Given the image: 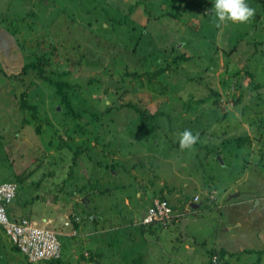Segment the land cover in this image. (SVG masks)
<instances>
[{
  "label": "rangeland",
  "instance_id": "obj_1",
  "mask_svg": "<svg viewBox=\"0 0 264 264\" xmlns=\"http://www.w3.org/2000/svg\"><path fill=\"white\" fill-rule=\"evenodd\" d=\"M7 2L0 28L13 36L4 46L11 49L5 55L13 61L0 59V180L17 185L9 217H27L43 225L49 215L62 214L72 229L78 222L77 227H82L76 235L69 240L59 237L63 260L65 255L76 260L74 255L87 252L93 230L87 225L97 218L92 202L99 199L98 213L106 216L99 225L109 227L107 240L100 243L106 254L104 244L114 239L139 240L141 228H127V223L137 224L131 208L125 207L128 221L114 214L117 209L122 213V195H130L131 206L139 207L135 187L147 183L150 188L141 208L149 205L156 191L180 213L167 227L153 224L162 231L156 238L171 253L162 258L164 264H264V235L257 242L246 238L254 227L264 229L260 0H247L256 11L240 22L218 21L212 0ZM166 12L173 16L160 17ZM174 46L185 49L176 51ZM150 48L155 53L151 58ZM179 55L191 58L179 61ZM31 61L42 64L44 78L30 68ZM23 65L29 66L26 74ZM159 67L167 72L149 85L146 76L138 82L132 78L133 72L143 75ZM51 78L71 87L66 90L79 117H72L61 104ZM22 98L36 107V120L30 110L21 109ZM129 106H137L140 112ZM185 129L198 139L181 149L179 135ZM245 136L251 145L237 146L235 141ZM62 140H71L69 146L61 147ZM77 146L84 147L78 154ZM218 149L224 153L214 152ZM115 159L122 168L114 165L115 171L122 172L124 164L136 170L105 177L102 167H113L109 161ZM136 174L142 176L139 184L133 181ZM120 183L126 184L115 192L94 193L97 187ZM254 197L255 202L260 198L257 208L254 200H247ZM242 200L247 201L236 203ZM242 210L253 215L252 222L241 219V227L234 228V220L243 218ZM182 219L188 221L183 224ZM47 227L54 229L56 222ZM237 239L246 247L263 250L241 252ZM11 242L0 229V264H25L24 254ZM157 248L156 244L148 247L147 264L159 261L153 255ZM132 249L141 250L133 245ZM220 250L226 253L219 257ZM122 253L94 264L122 262L127 259ZM132 255L131 259L136 253Z\"/></svg>",
  "mask_w": 264,
  "mask_h": 264
},
{
  "label": "crops",
  "instance_id": "obj_2",
  "mask_svg": "<svg viewBox=\"0 0 264 264\" xmlns=\"http://www.w3.org/2000/svg\"><path fill=\"white\" fill-rule=\"evenodd\" d=\"M6 1L7 0H0V16H3L2 17L3 19L6 18V15H5L4 11H6L7 8H8V2L6 3ZM4 31H3V29L0 28V59H6L7 58L8 62H12L13 61V57H8V56L5 55V52H10L11 53V49L5 48L4 46L8 45V43L10 41H12L10 39V37L13 38V36L11 34H8L7 33L8 31H5V32ZM16 53L17 52H15L14 54H16ZM31 62L34 63L33 61H31ZM2 65H3V63H2ZM3 70L6 71L5 68H3ZM109 162L113 164V167L112 166H108L107 164L105 165V166H107V168L109 170L107 168H105V167H102L103 173H106L105 177H107V178H110V176L117 177V176H119V174H125L127 172V170H133V171L136 170L135 168H133V166H130V168H127V166H125V164L124 165L122 164L125 169L122 172H118L117 170L115 171L114 165H118L116 163H119V161L117 159H115V160H111ZM118 166H119L120 169H122L120 165H118ZM141 177H142L141 175L138 177V174H136L135 178L133 179V181H138V184H139V182L141 183V181L139 180V179H141ZM7 182L16 184L15 182H12V181H7ZM125 184L126 183L115 184L112 187L108 186V188L97 187L95 189L94 193L95 194H99V193L104 194L107 191H109L110 193L111 192H115L118 189H122L123 186H125ZM147 188H150V186H148L147 183H144V184L141 183V188H139V189H137L135 187V190H137L136 192H138L139 201L141 202L139 204V207H136V206L132 207L131 206L130 195H125V196L122 195V200H119V202H120V204L122 206V207H120V209L122 210V213H119L120 211L117 209L115 214H114L115 216H118V217L122 218L123 220L128 221V220L125 219L127 217V214H128V210H127V212H125V207L127 209H129V210L131 208L130 211L133 212L135 218L137 217V222H135L137 224H134V226H133L131 223H127L128 224L127 228L128 229L132 228V230H137L134 227H139V229L141 228L140 231L137 230L138 234H140V238H139V240L137 242H130V241L123 240V239H120V240L119 239H114L112 244H107L108 246H106V244H104V251H105L106 254L102 253L103 249L100 246V243L101 242H105L107 240V236H108L107 234H108L109 227L106 226V225H99L100 223L105 222V220H106L105 217L106 216H103L102 214L98 213L99 212L98 209L101 206L100 205V200L99 199H95V200H93L92 203L94 204V209H97V212H94V211H92V212L93 213H97L96 215L95 214L93 215V217H97V218H96V223L95 224L94 223H90L89 225H87L88 229H90V230L93 229V230L89 232L90 238H88V242L86 243V246L88 247V248H85L86 251H87L86 254H84V255L82 254V255H79V256H78V254L74 255L77 258L76 260H74V259L70 260L71 257L69 258L67 255H65L66 258H65V260H63V258H62V250H61L60 263H66V264H91L92 263V264H94L97 260H100V258L103 259V258L107 257V259H109V258H112V257H117V254L120 253L121 251H123L122 255L123 256H127V259L123 260L122 262L121 261H116L115 262L113 260V264H147L148 259L150 257V254L148 252V247H151V245L156 244V245H158V248H157V250H155V254H153V255H156L155 258H157L159 261H155L154 264H164L162 258L168 257L171 253L168 252L167 250H165L164 247L161 245V243L159 241V236H158V238H156V233H158V231H161V229H159L160 227L153 226L152 224L151 225H143L142 223H140V220L142 219V217H143L144 213L147 211V209H149L153 205L155 200L164 198L163 200H168L170 202V199L167 198V197L165 198V197L159 196L158 193L155 191L154 195L151 198V201H150L149 205H145L143 208H141L142 202L147 200V199H145L146 198L145 190ZM141 193H142V196H141ZM195 196H197V195H195ZM232 198H234V196H231V199L228 202H231ZM188 199H191V198H188ZM258 199H260V198L256 197V202H255V197L254 198H249L247 200L248 201L254 200L253 201V203H255L254 206L257 208ZM247 200H242V201H239V202H236V203L237 204L243 203V202H245ZM191 201L193 203H195L194 199L192 198L191 200H189L190 205L193 204V203L191 204ZM198 201H199V199H198ZM88 203H89V201H88ZM194 206L195 205H192V207H194ZM172 208H173V218H176V216H179L180 213H178V209H177L176 206L172 205ZM194 208H197V207H194ZM239 213L241 215H243V218L240 217V219L237 218V219L234 220V222H233L234 228H240L241 227V225H242L241 219H243L244 221H246L248 219L250 222H252L251 218H253V215L249 216L243 210L241 212H239ZM119 214H121V216H119ZM51 216H53V215H49L48 217L50 219H48V221L44 220V221H46L44 223L47 224V222H49V223L50 222H56V227H54L53 230L58 233V239H59V237H66V238H63V239L64 240H69V238H71L72 235H76V233H77L76 229L80 230L81 227H82L81 225H79L76 229H72L73 227L69 224L68 220L65 218L64 215L63 216L65 218V221L62 224L58 223V221H57V218H58L59 215H56L55 217H51ZM101 216H103V217L100 220ZM12 218H22V217H12ZM184 220H186V219H182V221H184ZM187 221L188 220H186V222ZM68 225L70 226L69 230L61 229L62 226H68ZM254 228L255 229H253V232H248V234L246 235V238H247V236H249L250 239L252 238V240L257 242L261 238V236L264 235V229L260 225H258L257 227H254ZM55 229L58 230V231H56ZM149 229L151 230V232H149ZM160 233H162V231ZM59 241H60V239H59ZM241 241L242 240H240V239L236 240L237 246H238L239 243H242ZM11 243H12L11 246H13L14 243L13 242H11ZM132 245L140 248L141 250L135 251L136 249H132ZM78 246H80L79 250H81L82 244H78ZM76 247H77V245H76ZM245 247L246 246L242 243V245H240L241 250L240 249H238V250L241 251V252H246L247 250H251L253 252H262V250H263V249H255V247H253V246H249V247H246V248ZM172 249L174 250L175 247H172ZM134 252L136 253V256H134L135 259L134 258L131 259L130 256H133L132 254ZM126 253H130V255H127ZM246 254H249V253L246 252Z\"/></svg>",
  "mask_w": 264,
  "mask_h": 264
},
{
  "label": "built area",
  "instance_id": "obj_3",
  "mask_svg": "<svg viewBox=\"0 0 264 264\" xmlns=\"http://www.w3.org/2000/svg\"><path fill=\"white\" fill-rule=\"evenodd\" d=\"M17 186L0 180V226L19 250L32 262L54 259L59 256L61 244L58 233L46 223L38 225L27 218L9 217L6 207L14 200ZM173 218L166 200L157 199L142 217L143 224L159 222L165 225Z\"/></svg>",
  "mask_w": 264,
  "mask_h": 264
},
{
  "label": "trees",
  "instance_id": "obj_4",
  "mask_svg": "<svg viewBox=\"0 0 264 264\" xmlns=\"http://www.w3.org/2000/svg\"><path fill=\"white\" fill-rule=\"evenodd\" d=\"M260 3H261V7H262V11L264 12V0H260ZM173 16V14L172 13H169V12H166V13H163V14H160V17H169V18H171ZM173 47V46H172ZM181 47H176V46H174V49L176 50V51H178V49H180ZM173 49V50H174ZM182 49H185V48H182ZM182 49H180V50H182ZM150 50H151V53H150V55H149V58H151V57H153V56H155V53H154V51L150 48ZM191 58V57H190ZM190 58H187V57H182V55H179V61H186V60H188V59H190ZM175 61H177V59H175ZM37 63H40V62H37ZM30 68H33V69H36L37 71H38V74L40 75V77H42V78H44L43 77V72L45 71L44 69H43V67H41L42 66V64H34V63H30ZM29 66H27V65H25L24 66V68H23V72L26 74V70H27V68L29 67ZM166 67H169L168 65L166 66ZM167 72V69H163V67H159L158 69H155L154 71H152V72H149V71H147V72H145V74H138V73H135V72H133V74H132V78L133 79H135V80H137V82H138V79L140 78V77H144V76H146L147 77V82H148V85L150 84V81H152L153 80V78L155 77V76H157V75H159V74H164V73H166ZM249 74V73H248ZM49 83H51L52 85H54L55 86V89H56V91L58 92L57 94H58V96H59V98H60V102H61V104L68 110V112H70L71 113V116L72 117H74V118H76V117H79L78 115H76L75 114V112L73 111V107L71 106V94H70V92H68L67 90H66V87H68L67 86V82L65 81V82H63V81H61V80H52V78H51V80H50V82ZM139 85L140 86H143V81H139ZM255 88H257L258 87V85H253ZM68 88H70L71 89V87L69 86ZM164 89H166V87H164ZM20 107H21V109H28V110H30L31 111V114H32V118L33 119H37V116H36V107L34 106V105H30V104H28V103H26V101L22 98L21 99V102H20ZM129 107H131V108H134L136 111H138V112H140V109L137 107V106H134V107H132V106H129ZM152 117H155L154 116V114H153V116ZM142 120L144 121V118L142 117ZM39 126L40 125H38L37 127H36V131L37 132H39ZM71 140H62L61 141V147H63V146H69L68 145V143L70 142ZM239 143V144H236L237 146H241V145H245V143L246 144H249L250 142H251V140H248V136H245V137H240L238 140H236L235 141V143ZM63 145V146H62ZM250 145H251V143H250ZM104 147V146H103ZM84 147H80V146H77L76 147V154H78V153H80V152H82ZM214 152H218L219 154L220 153H224L223 152V150H220V149H218V151H214ZM213 152V153H214ZM164 198H161V200H163ZM167 202H168V205L170 206V208H171V210H172V212H173V208H172V205L170 204V202L168 201V200H166ZM9 206V205H8ZM8 206L6 207V211L7 212H9L10 213V215H12V211L8 208ZM8 208V209H7ZM8 214V213H7ZM9 216V215H8ZM24 218H27V217H24ZM27 219H29V220H31L30 218H27ZM174 218H172L169 222H167L165 225H162L161 223H159V222H153L152 223V225L153 224H155V223H157V224H159V225H161V227H167L169 224H170V222L173 220ZM75 221V220H74ZM140 223H142V220H140ZM74 224H75V226H76V228H77V224H78V222H74ZM143 224V223H142ZM143 225H146V224H143ZM147 225H151V224H147ZM0 229H3L2 227H0ZM15 247V249H17L16 248V246H14ZM18 250V249H17ZM247 252L248 253H253V251H251V250H247ZM216 253H218V256L220 257L221 255H223L224 253H226V251L225 250H220V251H218V252H216ZM232 254H233V252H232ZM209 258H211V257H209ZM60 260H61V257L60 256H58V259H56V260H53V258L52 259H49V260H41L42 262H45L46 264H60ZM23 261H25V264H33V263H37V262H41V261H37V262H32V261H30L25 255L23 256ZM213 261L215 262H217V259L215 258V259H213ZM218 263V262H217ZM214 264H216V263H214Z\"/></svg>",
  "mask_w": 264,
  "mask_h": 264
},
{
  "label": "clouds",
  "instance_id": "obj_5",
  "mask_svg": "<svg viewBox=\"0 0 264 264\" xmlns=\"http://www.w3.org/2000/svg\"><path fill=\"white\" fill-rule=\"evenodd\" d=\"M212 11H214L218 21L240 22L252 16L256 9L247 0H212ZM197 139V134H194L189 129H185L179 135V147L181 149L190 148Z\"/></svg>",
  "mask_w": 264,
  "mask_h": 264
},
{
  "label": "water",
  "instance_id": "obj_6",
  "mask_svg": "<svg viewBox=\"0 0 264 264\" xmlns=\"http://www.w3.org/2000/svg\"><path fill=\"white\" fill-rule=\"evenodd\" d=\"M220 159V157H218ZM58 223L62 224L65 221V218L63 215H59L57 218ZM183 224L186 223V220L182 221Z\"/></svg>",
  "mask_w": 264,
  "mask_h": 264
}]
</instances>
